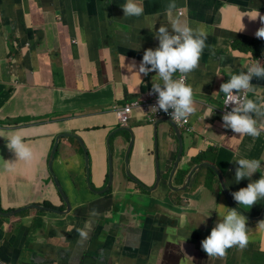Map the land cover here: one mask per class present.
Segmentation results:
<instances>
[{
  "label": "crops",
  "instance_id": "1",
  "mask_svg": "<svg viewBox=\"0 0 264 264\" xmlns=\"http://www.w3.org/2000/svg\"><path fill=\"white\" fill-rule=\"evenodd\" d=\"M169 2L143 0L144 14L127 17L125 0H0V133L18 132L33 150L31 160H18L0 137V264L29 263L30 247L39 264H250L253 250L264 258L261 224L247 226L248 257L239 247L224 258L193 248L195 228H213L230 208L211 168L200 167L185 192L170 191L182 185L195 163H208L236 205L231 193L249 179L235 180L233 160L237 154L264 157V131L256 138L239 137L222 126L219 92L230 73L246 71L256 59L264 64V39L255 36L264 26V0H175L181 16L204 25L209 46L188 74L196 108L188 117L190 132L175 133L166 119L146 122L150 113L140 109L131 110L122 126L112 109L139 101L152 89L156 73L139 75L138 69L144 51L158 47L154 35L167 22ZM252 83L255 91L245 94L264 102V79ZM210 109L213 115L206 117ZM6 161L15 163L9 167ZM52 175L70 203L65 214L53 211L66 205ZM128 175L151 186L144 191L147 198L129 202L134 212L148 207L162 219L140 213V224L130 220L127 232L91 235L92 220L85 222L82 215L109 216L107 202H120L126 192L143 193ZM204 198L223 199L211 207ZM137 226L152 238L134 239Z\"/></svg>",
  "mask_w": 264,
  "mask_h": 264
},
{
  "label": "clouds",
  "instance_id": "2",
  "mask_svg": "<svg viewBox=\"0 0 264 264\" xmlns=\"http://www.w3.org/2000/svg\"><path fill=\"white\" fill-rule=\"evenodd\" d=\"M121 7L124 16L127 17H140L144 14L143 0H125V3L121 5ZM165 15L167 16V22L160 24L154 35L159 42L158 47L155 49L149 48L144 51L138 69L139 75L143 74L147 76L151 72L156 73L152 79V89L146 92L143 99L122 105H129L133 102L142 103L147 94L151 91L157 94V103L152 108L149 107L146 111L142 108H133L140 109L142 112H149L150 115L146 120V122L149 123H153L155 120L157 121L159 119H166L172 123H174L172 120L177 122L186 121L188 117L195 114L194 92L191 84L187 83L188 74L199 67L202 53L206 47H209L206 44L207 33L204 25L200 22H189L186 17L181 16L182 12H177L175 0H170L166 7ZM258 16L260 15L258 14L256 17L250 19H256ZM260 19L262 23H264V16H260ZM193 23H195V27L192 26ZM255 36L259 39H264V26H261L256 31ZM133 67H135L134 64ZM176 73H178V76L177 79H174L173 77ZM253 78L264 79V64L257 59L247 66L246 71L230 73L228 81L220 85L219 92H222L225 96L224 107L228 108L229 105H232L231 110L226 111L222 116V126L239 134V137L247 135L256 138L264 131V102L258 104L253 99H249L246 94L240 95L241 93L255 91L252 83ZM115 106H119V104H113V111ZM169 109L172 110L170 113ZM213 110L214 109H210L206 117L213 115ZM152 111L155 113L157 111L168 113L172 120L166 117L152 118ZM257 117H260V119L258 120ZM129 119L130 114L126 123L122 124L118 119L117 121L118 124L125 126ZM176 127L178 131L180 128L184 129L177 125ZM0 137L7 140L8 149L14 151L18 160L29 161L32 159V148L25 143L24 137L18 132H14L8 136L0 133ZM261 161H264V157H261V159H248L239 157L238 154L233 160V162L238 164V167L235 169V180L239 182L245 178L249 179V183L246 187H242L231 193L238 205L252 207L259 199H264V167H262ZM6 163L11 167L15 162L6 161ZM194 165H196V163ZM257 172H260L261 175L259 179L253 181L251 178ZM127 180L131 181V179L128 178ZM133 183L137 185L135 186L138 189L151 192L149 190L151 186L148 187L138 181H134ZM180 187L177 185L176 187H172L174 190H170L168 187L167 189L174 193L185 192L187 190L185 188L182 191H177ZM104 191H106V189ZM127 199L136 201L137 198ZM176 200L180 203L184 201V198H176ZM69 209L67 210L66 207V209L62 211L67 210L68 212ZM72 210L73 207L71 208V211ZM109 210V216H102L101 213L99 217H92V230L90 234L100 230L116 231L121 229V224L126 225L124 230L127 232L132 229L130 220H133L134 216L137 214L141 213V215H143V212H141L142 209L134 212V205L124 207V209ZM256 210H258V208ZM263 210L264 205L260 211H254L253 214L242 211L237 208V206H235L234 209L230 208L225 215L222 217L220 216L221 219L213 228L208 227V229L201 230L198 237L200 240L202 239V241L196 239L197 241L194 243L193 248L195 250H200L202 247L208 257L219 258H224L227 254V250L230 248H245L249 242L247 219L254 222L260 219L264 220ZM240 212L244 215L240 214ZM87 220L88 218L85 219V222ZM138 220L140 221V215L138 216ZM261 226L264 227V221H261ZM81 235H84V233L81 232Z\"/></svg>",
  "mask_w": 264,
  "mask_h": 264
},
{
  "label": "water",
  "instance_id": "3",
  "mask_svg": "<svg viewBox=\"0 0 264 264\" xmlns=\"http://www.w3.org/2000/svg\"><path fill=\"white\" fill-rule=\"evenodd\" d=\"M257 44H259L260 42L259 41H255ZM165 122H167L172 128H173V130L175 131V133H176V131H178V129H177V127H176V125L174 124V123H172L171 121H169V120H165ZM155 128H156V125L154 126ZM124 131H126L128 134H129V136H130V141H129V145H131V143H133V133L131 132V130L129 129V128H127L126 130H124ZM178 141H179V143L181 144V138H180V136L178 137ZM128 151V150H127ZM54 153V152H53ZM200 167H209V168H211L213 171H214V173H215V175H216V177H217V179H218V181H219V186L221 187V191L223 192V194L225 195V199L227 200V202H228V204L231 206V207H234L235 208V206H234V204H233V202L231 201V198H229V194H228V191H227V189H226V186H225V184H224V182H223V180L221 179V176H220V174H219V172L217 171V170H215V168H213L212 166H210L208 163H199V164H196V165H194L191 169H190V171L187 173V175L185 176V178H184V180H183V183H182V186L179 188V189H177V191H182V190H184L185 188H186V186H187V184L189 183V180L191 179V177H192V175L194 174V173H196V171L200 168ZM129 176V178L131 179V180H133V181H136V180H134L130 175H128ZM52 177H53V180L55 181V179H54V176L52 175ZM55 184H56V186H57V188H58V190H59V192L61 193V195L64 197V195H63V193H62V191H61V189L58 187V183L55 181ZM64 201H65V205H66V207H67V210L69 209V207H70V205H69V203H68V200H67V198L66 197H64ZM33 206H35V205H33ZM37 206H40V207H42V208H44V209H48V210H50L51 208L50 207H45V206H41V205H37ZM67 210L66 211H56V210H54L53 209V211L54 212H58L57 214H65L66 212H67ZM264 211V210H263ZM262 211V212H263ZM261 212V213H262ZM240 214H242L241 212H240ZM140 214H137V215H135L134 216V218H133V221H134V223H139L140 224V222H139V220H138V216H139ZM242 215H244V214H242ZM143 216H150L151 218H152V221H155V217L157 218V219H162L161 217H160V215L159 214H154V213H143ZM162 217H166L165 215L164 216H162ZM254 219H257V218H254ZM88 220H92L93 221V219H92V217H90V219H88ZM32 221H36V220H31L30 222H32ZM158 222V221H157ZM125 224H121L120 225V227H121V230H123L124 232H126V230H124V228H125ZM115 230H113V231H103V230H100V231H98V232H93L91 235H102L104 238H107L108 236H109V234L111 233V232H114ZM147 231H149L147 228H144V227H141V226H139L138 227V229H137V234H138V237H135L134 239H138L139 237H141V238H143V237H145V234H146V232ZM152 238V236H150V237H145V239H148V240H150ZM151 244H153V243H151ZM154 246H156V248H157V250H158V252H159V250H160V247H159V242L157 241L156 243H154L153 244ZM159 255H160V253H159ZM27 258H28V260H29V263H27V264H39V261H41V260H38V259H36V257H35V253H34V250L30 247L29 248V252H28V254H27ZM46 263L48 262L47 260L45 261ZM21 264H25V263H23V262H21Z\"/></svg>",
  "mask_w": 264,
  "mask_h": 264
},
{
  "label": "rangeland",
  "instance_id": "4",
  "mask_svg": "<svg viewBox=\"0 0 264 264\" xmlns=\"http://www.w3.org/2000/svg\"><path fill=\"white\" fill-rule=\"evenodd\" d=\"M124 173H125V171H124ZM125 176H126V173H125ZM129 183H133V180L129 181ZM220 189H221V187H220ZM146 195L147 194L144 191H143V193L141 195H135V194H132V193H127V194H125L123 196L124 199H121L120 202H117L115 200L114 201H110V202H107L104 207L110 206V209L113 210V211L114 210H117V209H124V207H128L129 205L134 204V203H129L132 199H127V198H147ZM204 199L206 200V202H211L212 203L210 205L211 207H218L219 206L218 204L222 202V199L223 198H216L218 202L214 198H213V201L211 200V198H204ZM134 202H136V201H134ZM236 205H237V208H239L242 211H251V209H252V208L250 209L247 206L244 207L243 205H238V204H236ZM230 208L231 209H234L233 207H230ZM230 208H228V211H229ZM222 209L225 211V205H223ZM141 211L146 214V213L149 212V208L148 207L147 208H144ZM257 211L258 210H256L255 212H257ZM90 217H91V214L89 212L86 213L85 215H82V218H84V219H87V218L90 219ZM261 221H264V220L260 219V220H258L256 222H254V221H250L249 219H247V226L248 225L258 226V225L261 224ZM200 241H202V239ZM250 249H251V244L250 243H248L247 246L245 248H243V250L245 252V255L247 257L250 254ZM249 262H250V264H264V258L262 259L261 258V255L257 251L253 250V251H251V255H250V258H249Z\"/></svg>",
  "mask_w": 264,
  "mask_h": 264
},
{
  "label": "built area",
  "instance_id": "5",
  "mask_svg": "<svg viewBox=\"0 0 264 264\" xmlns=\"http://www.w3.org/2000/svg\"><path fill=\"white\" fill-rule=\"evenodd\" d=\"M240 95H245V93H241ZM224 99H225V96L223 97L222 99V105H221V114L222 116L225 114L226 111H230L231 110V107L232 105H229L228 108H225L224 107ZM157 103V94H154L152 91L149 92L146 96V98L141 102H133L129 105H125V106H115L114 107V112L116 114V117L118 119V121L122 124L126 123L128 118H129V114L131 112V110L133 108H142L144 111H146L149 107L152 108L153 106H155ZM172 110L169 109V113L171 112ZM152 118H157V117H166L170 120L171 117L168 113H165L163 111H157L156 113L154 111H152V115H151ZM177 126L179 127H183L184 130L186 132H190V127H189V120L187 119L186 121H174L172 120Z\"/></svg>",
  "mask_w": 264,
  "mask_h": 264
},
{
  "label": "trees",
  "instance_id": "6",
  "mask_svg": "<svg viewBox=\"0 0 264 264\" xmlns=\"http://www.w3.org/2000/svg\"><path fill=\"white\" fill-rule=\"evenodd\" d=\"M258 46L260 48H262V45L258 44ZM200 233H201V231L199 230V228H195V230L193 231V234L191 235L192 241H196V239H199L200 240V238L198 237V234H200Z\"/></svg>",
  "mask_w": 264,
  "mask_h": 264
},
{
  "label": "flooded vegetation",
  "instance_id": "7",
  "mask_svg": "<svg viewBox=\"0 0 264 264\" xmlns=\"http://www.w3.org/2000/svg\"><path fill=\"white\" fill-rule=\"evenodd\" d=\"M56 185V184H55ZM57 187V186H56ZM57 191L59 192V190H58V188H57ZM60 193V192H59ZM127 193H129V192H126V194ZM60 195H61V193H60ZM61 197H63L62 195H61ZM262 204V203H261ZM259 204H257V205H254L253 207H252V213H251V211H247L249 214H253V212L257 209V208H259V206H258ZM264 205V204H263ZM263 205L258 209L259 211L261 210V208L263 207Z\"/></svg>",
  "mask_w": 264,
  "mask_h": 264
}]
</instances>
